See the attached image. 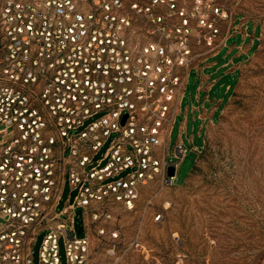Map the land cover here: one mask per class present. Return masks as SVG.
Returning <instances> with one entry per match:
<instances>
[{
	"label": "built area",
	"instance_id": "built-area-1",
	"mask_svg": "<svg viewBox=\"0 0 264 264\" xmlns=\"http://www.w3.org/2000/svg\"><path fill=\"white\" fill-rule=\"evenodd\" d=\"M237 15L221 0L0 3V264H62L61 239L68 264H91L77 207L88 226L101 207L132 208L156 178L174 185L187 148L180 139L169 161L163 146L188 73L245 38ZM65 183L76 195L58 209Z\"/></svg>",
	"mask_w": 264,
	"mask_h": 264
},
{
	"label": "rangeland",
	"instance_id": "rangeland-1",
	"mask_svg": "<svg viewBox=\"0 0 264 264\" xmlns=\"http://www.w3.org/2000/svg\"><path fill=\"white\" fill-rule=\"evenodd\" d=\"M221 1L238 14L234 25L243 17L247 33L232 34L188 73L163 146L169 161L180 139L187 148L174 185L156 178L138 189L132 208L101 207L88 226L77 207L74 234L89 236L91 264H264V0ZM69 195L76 191L65 183L58 209ZM45 234L37 236L35 263ZM60 256L68 264L63 239Z\"/></svg>",
	"mask_w": 264,
	"mask_h": 264
},
{
	"label": "water",
	"instance_id": "water-1",
	"mask_svg": "<svg viewBox=\"0 0 264 264\" xmlns=\"http://www.w3.org/2000/svg\"><path fill=\"white\" fill-rule=\"evenodd\" d=\"M126 117H127V115H125V116H124V118H123V121H122V122H124V121H125ZM169 174H170V175H173V174H174V167H170V168H169Z\"/></svg>",
	"mask_w": 264,
	"mask_h": 264
},
{
	"label": "crops",
	"instance_id": "crops-1",
	"mask_svg": "<svg viewBox=\"0 0 264 264\" xmlns=\"http://www.w3.org/2000/svg\"><path fill=\"white\" fill-rule=\"evenodd\" d=\"M228 62V61H227ZM226 62V63H227ZM216 64V61H212V63L210 64V66H213V65H215ZM204 125V124H203Z\"/></svg>",
	"mask_w": 264,
	"mask_h": 264
}]
</instances>
